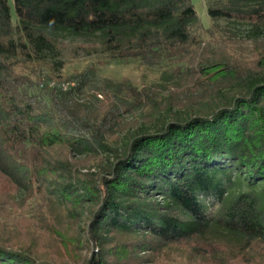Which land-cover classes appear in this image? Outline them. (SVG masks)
Here are the masks:
<instances>
[{"label": "trees", "instance_id": "trees-1", "mask_svg": "<svg viewBox=\"0 0 264 264\" xmlns=\"http://www.w3.org/2000/svg\"><path fill=\"white\" fill-rule=\"evenodd\" d=\"M207 3L211 29L190 0H0V182L35 201L34 231L66 239L60 224L83 223L100 251L117 235L198 264H264V55L243 65L212 35L224 21L227 43L262 38L264 0ZM66 42L162 73L86 99L96 70L60 76ZM0 230V264H52Z\"/></svg>", "mask_w": 264, "mask_h": 264}, {"label": "rangeland", "instance_id": "rangeland-1", "mask_svg": "<svg viewBox=\"0 0 264 264\" xmlns=\"http://www.w3.org/2000/svg\"><path fill=\"white\" fill-rule=\"evenodd\" d=\"M201 25L205 29H211L213 21L210 19L207 9L208 3L212 0H190ZM239 29L245 30L244 26H238ZM235 28V27H233ZM237 28V27H236ZM232 27L224 21L217 22V30L212 33L214 41H223L231 50L230 53L236 54L242 59V64L251 66L256 63V59L263 52L264 55V35L257 41H249L245 39L244 32L237 36L235 43H227L225 36L232 31ZM212 37V36H211ZM211 37L205 35L204 40H209ZM60 67L58 74L62 77L73 75L94 67L96 70L95 84L90 89L84 92L83 97L94 95L100 100H104L107 94L118 98L117 85L129 83L137 88L148 86L158 81L162 70L156 67L141 66L137 63L123 64L120 62L109 61L104 54L99 51H90L79 47L78 44L66 42L58 51L57 56ZM22 74L30 75L29 71H19ZM29 78V77H25ZM55 82L52 80L49 86H53ZM63 90L68 87L67 83H57ZM74 83H70V87ZM122 97L127 101L130 99L125 95L121 88ZM140 114L137 112L133 116L126 118L129 126L139 125ZM136 128L130 130L131 133ZM123 138V137H121ZM119 141H117L118 143ZM12 191L3 190L0 182V224L6 227L15 228V234L18 241L25 247L33 246V250L38 251L35 255V260L38 262L50 261L52 264H198L199 258L194 256L189 257L190 252L182 247L162 248L158 251H150L148 248L139 249L133 248L135 245L132 237L117 236L113 239L111 245L100 251L93 243L86 242L83 233L85 225L80 224L77 229L73 225L68 226L64 223L60 224L58 233L67 234L66 239L55 238L51 232L34 231L35 201L27 200V202L19 203L12 198ZM2 230H0L1 233ZM6 231V230H5ZM13 236V235H12ZM151 240V239H148ZM152 242V241H151ZM137 243V242H136ZM145 251L144 254L139 251ZM262 250L257 249L253 254L258 256ZM138 253V254H135ZM140 256V257H138ZM216 261V260H215ZM218 262V261H216ZM254 260L249 256H244L239 260L238 264H253ZM207 264H211L207 263Z\"/></svg>", "mask_w": 264, "mask_h": 264}]
</instances>
